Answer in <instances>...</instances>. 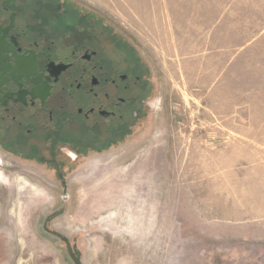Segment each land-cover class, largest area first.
<instances>
[{"label": "rangeland", "instance_id": "374dc122", "mask_svg": "<svg viewBox=\"0 0 264 264\" xmlns=\"http://www.w3.org/2000/svg\"><path fill=\"white\" fill-rule=\"evenodd\" d=\"M72 1L138 99L0 150V264H264V0Z\"/></svg>", "mask_w": 264, "mask_h": 264}, {"label": "flooded vegetation", "instance_id": "af4514ba", "mask_svg": "<svg viewBox=\"0 0 264 264\" xmlns=\"http://www.w3.org/2000/svg\"><path fill=\"white\" fill-rule=\"evenodd\" d=\"M69 1L0 0L2 151L38 154L47 151L52 141L59 154L74 159L76 155L66 153L64 144L58 145L65 124L101 136L120 107L138 99L129 94L125 71L132 69L126 64L118 67L99 51L90 26L92 15L85 11L87 19L81 20L84 10ZM134 76L136 86L139 76ZM74 94L82 100L75 105L62 102L64 96ZM25 149L28 152H22ZM2 162L0 156V182L10 186L14 182L1 168Z\"/></svg>", "mask_w": 264, "mask_h": 264}]
</instances>
